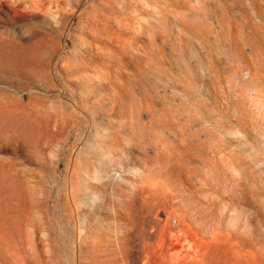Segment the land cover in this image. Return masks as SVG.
<instances>
[{
    "label": "rangeland",
    "instance_id": "obj_1",
    "mask_svg": "<svg viewBox=\"0 0 264 264\" xmlns=\"http://www.w3.org/2000/svg\"><path fill=\"white\" fill-rule=\"evenodd\" d=\"M159 181L264 264V0H0V264H141Z\"/></svg>",
    "mask_w": 264,
    "mask_h": 264
},
{
    "label": "bare ground",
    "instance_id": "obj_2",
    "mask_svg": "<svg viewBox=\"0 0 264 264\" xmlns=\"http://www.w3.org/2000/svg\"><path fill=\"white\" fill-rule=\"evenodd\" d=\"M24 1L27 5L37 0ZM18 9L13 7L15 12ZM139 189L146 208L141 264H260L257 253L240 242L232 230L205 228L167 182L145 184Z\"/></svg>",
    "mask_w": 264,
    "mask_h": 264
}]
</instances>
